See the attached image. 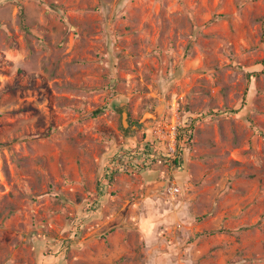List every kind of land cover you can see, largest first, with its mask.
<instances>
[{
    "label": "rangeland",
    "instance_id": "374dc122",
    "mask_svg": "<svg viewBox=\"0 0 264 264\" xmlns=\"http://www.w3.org/2000/svg\"><path fill=\"white\" fill-rule=\"evenodd\" d=\"M0 264H264V0H0Z\"/></svg>",
    "mask_w": 264,
    "mask_h": 264
},
{
    "label": "trees",
    "instance_id": "16d2710c",
    "mask_svg": "<svg viewBox=\"0 0 264 264\" xmlns=\"http://www.w3.org/2000/svg\"><path fill=\"white\" fill-rule=\"evenodd\" d=\"M101 108H99V109H97V110H95L94 111V114H98L99 112H101ZM124 132H129L127 129H124ZM145 149L146 148H142V150H140V151H134V152H128L127 153V155L130 157V158H132L133 156H140L141 155V153L142 152H144L145 153ZM178 163V162H177ZM180 165V164H179ZM105 172H104V175L105 176H107V178H108V180H111V172H109V170H108V168H105ZM97 185H98V187H97V198L93 201V203H92V207H97V206H99V204H100V199H101V197L104 195V191H105V185L104 184H102L101 182L99 183H97Z\"/></svg>",
    "mask_w": 264,
    "mask_h": 264
},
{
    "label": "water",
    "instance_id": "95a60500",
    "mask_svg": "<svg viewBox=\"0 0 264 264\" xmlns=\"http://www.w3.org/2000/svg\"><path fill=\"white\" fill-rule=\"evenodd\" d=\"M123 105H124L123 103L120 104L121 107H123ZM160 106L161 105L156 106L152 111L145 110L142 113V116H141V118L139 120V122L142 123V126L147 125V123H149L151 120H154V119H156L158 117V115H159V113L161 111V107ZM145 112L149 113L150 114V117L144 118ZM127 116H128V113H127L126 109L125 108L124 109L122 108V111H121V122H122V126L124 128H126L127 125H128Z\"/></svg>",
    "mask_w": 264,
    "mask_h": 264
},
{
    "label": "built area",
    "instance_id": "2783aa9c",
    "mask_svg": "<svg viewBox=\"0 0 264 264\" xmlns=\"http://www.w3.org/2000/svg\"><path fill=\"white\" fill-rule=\"evenodd\" d=\"M168 190L170 191L171 194L172 193L175 194V193H177L179 191L178 187H171Z\"/></svg>",
    "mask_w": 264,
    "mask_h": 264
},
{
    "label": "bare ground",
    "instance_id": "6f19581e",
    "mask_svg": "<svg viewBox=\"0 0 264 264\" xmlns=\"http://www.w3.org/2000/svg\"><path fill=\"white\" fill-rule=\"evenodd\" d=\"M148 117H150V114L147 113V112H145V114H144V118H148Z\"/></svg>",
    "mask_w": 264,
    "mask_h": 264
}]
</instances>
